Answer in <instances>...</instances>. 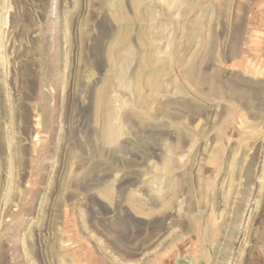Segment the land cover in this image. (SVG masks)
<instances>
[{"label":"rangeland","instance_id":"rangeland-1","mask_svg":"<svg viewBox=\"0 0 264 264\" xmlns=\"http://www.w3.org/2000/svg\"><path fill=\"white\" fill-rule=\"evenodd\" d=\"M0 264H264V0H0Z\"/></svg>","mask_w":264,"mask_h":264}]
</instances>
